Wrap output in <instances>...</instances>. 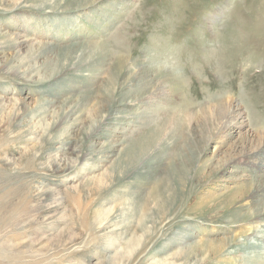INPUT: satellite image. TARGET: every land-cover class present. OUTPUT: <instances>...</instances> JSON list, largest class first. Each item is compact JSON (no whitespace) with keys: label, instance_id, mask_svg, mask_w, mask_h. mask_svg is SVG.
Returning <instances> with one entry per match:
<instances>
[{"label":"rangeland","instance_id":"obj_1","mask_svg":"<svg viewBox=\"0 0 264 264\" xmlns=\"http://www.w3.org/2000/svg\"><path fill=\"white\" fill-rule=\"evenodd\" d=\"M263 145L264 0H0V264H264Z\"/></svg>","mask_w":264,"mask_h":264},{"label":"bare ground","instance_id":"obj_2","mask_svg":"<svg viewBox=\"0 0 264 264\" xmlns=\"http://www.w3.org/2000/svg\"><path fill=\"white\" fill-rule=\"evenodd\" d=\"M229 56V55H228ZM232 58V57H231ZM229 61V60H228ZM229 111V110H228ZM226 115V114H225ZM227 116V115H226ZM149 146V145H148ZM140 150V149H139ZM254 156L256 157L257 165L259 167H264V145L257 151ZM260 229H255L250 235L249 239L254 241H259L260 243H264V223L260 224Z\"/></svg>","mask_w":264,"mask_h":264}]
</instances>
